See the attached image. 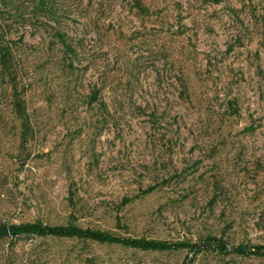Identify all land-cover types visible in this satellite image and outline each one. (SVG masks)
<instances>
[{
    "label": "rangeland",
    "instance_id": "obj_1",
    "mask_svg": "<svg viewBox=\"0 0 264 264\" xmlns=\"http://www.w3.org/2000/svg\"><path fill=\"white\" fill-rule=\"evenodd\" d=\"M142 1L0 0V223L231 251L27 234L0 264H264L234 249L264 246V0Z\"/></svg>",
    "mask_w": 264,
    "mask_h": 264
},
{
    "label": "trees",
    "instance_id": "obj_2",
    "mask_svg": "<svg viewBox=\"0 0 264 264\" xmlns=\"http://www.w3.org/2000/svg\"><path fill=\"white\" fill-rule=\"evenodd\" d=\"M133 8H137L139 13L143 15L151 13L150 8L147 7L142 0H134ZM0 71H14L11 46L7 42L2 41L0 42ZM13 86L16 88L15 83H13ZM27 234L88 239L99 243L121 244L131 248L147 251H168L183 247L195 249L196 247V245L184 242L171 243L163 240L148 239L145 237H120L108 231L82 228L76 225H46L40 222H28L22 224L0 223V239ZM207 246L208 248L222 254L231 251V247H229L224 240L217 237H208ZM251 248H253V250H251ZM234 249L240 253L250 252L255 255L264 256V246H253L250 248L235 247Z\"/></svg>",
    "mask_w": 264,
    "mask_h": 264
},
{
    "label": "water",
    "instance_id": "obj_3",
    "mask_svg": "<svg viewBox=\"0 0 264 264\" xmlns=\"http://www.w3.org/2000/svg\"><path fill=\"white\" fill-rule=\"evenodd\" d=\"M204 246H207V243H206V242L201 243V244H199V245H196L195 250H197L198 248H202V247H204Z\"/></svg>",
    "mask_w": 264,
    "mask_h": 264
}]
</instances>
